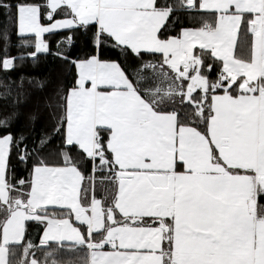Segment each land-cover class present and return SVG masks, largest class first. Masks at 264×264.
I'll return each mask as SVG.
<instances>
[{
	"label": "snow or ice",
	"instance_id": "snow-or-ice-1",
	"mask_svg": "<svg viewBox=\"0 0 264 264\" xmlns=\"http://www.w3.org/2000/svg\"><path fill=\"white\" fill-rule=\"evenodd\" d=\"M41 56L75 73L29 142ZM0 72V264H264V0H0Z\"/></svg>",
	"mask_w": 264,
	"mask_h": 264
},
{
	"label": "trees",
	"instance_id": "trees-1",
	"mask_svg": "<svg viewBox=\"0 0 264 264\" xmlns=\"http://www.w3.org/2000/svg\"><path fill=\"white\" fill-rule=\"evenodd\" d=\"M196 18L194 20L185 19V24L188 26H195L199 23V14H193ZM15 39V36H13ZM53 47H55V38L52 39ZM87 51L84 47V41L77 34V43L75 47L72 48L71 54L73 57L82 56ZM12 52L15 53L16 49L13 48ZM105 56L110 58H115V52L105 49ZM237 54H240V48H237ZM18 67L10 75L16 77L18 73L23 72L26 76H33L39 80H46V86L43 90L36 87V81L29 82L27 79L24 81V90L30 95L26 99L22 98L20 104L21 116L14 124V130L19 132L23 131L25 135H29V142L36 135L40 129L47 128L52 121L49 116L53 111L51 107L46 106L49 102L55 101V93L60 88L70 87L75 69L68 62L53 59L52 57L41 56L39 62L33 64L32 61H17ZM7 81L4 78V73L0 72V92L4 91V85ZM37 113V121L35 122L33 131V125L29 123L27 116L29 113ZM55 143V141H54ZM75 155V152H73ZM12 164L15 166V171L18 175H26L24 165L21 164L13 155ZM84 167V165H82ZM53 210V209H50ZM59 211V209H55ZM26 226L28 229V235L38 238V234L42 232V226H40L36 221H27Z\"/></svg>",
	"mask_w": 264,
	"mask_h": 264
},
{
	"label": "crops",
	"instance_id": "crops-1",
	"mask_svg": "<svg viewBox=\"0 0 264 264\" xmlns=\"http://www.w3.org/2000/svg\"><path fill=\"white\" fill-rule=\"evenodd\" d=\"M31 221V220H30ZM105 250H108V248L106 247V249Z\"/></svg>",
	"mask_w": 264,
	"mask_h": 264
}]
</instances>
